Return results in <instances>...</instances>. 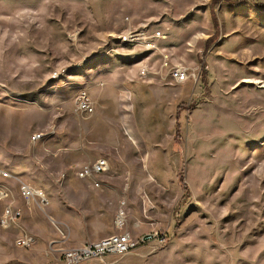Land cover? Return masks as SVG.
<instances>
[{"label":"rangeland","instance_id":"rangeland-1","mask_svg":"<svg viewBox=\"0 0 264 264\" xmlns=\"http://www.w3.org/2000/svg\"><path fill=\"white\" fill-rule=\"evenodd\" d=\"M143 23L188 80L160 50L120 44ZM101 157V187L76 176ZM0 168L21 211L5 227L0 201V264H66L64 250L124 231L133 248L80 264H264V0H0Z\"/></svg>","mask_w":264,"mask_h":264},{"label":"built area","instance_id":"built-area-1","mask_svg":"<svg viewBox=\"0 0 264 264\" xmlns=\"http://www.w3.org/2000/svg\"><path fill=\"white\" fill-rule=\"evenodd\" d=\"M130 22V18H125ZM167 38L163 29L151 30L149 23L139 24V26H128V28L118 36L122 46L128 48H142L144 51H161L164 67L169 68L172 77L176 82H184L189 79V68L186 66H170L171 52L161 50L160 42ZM149 69L143 66L140 71L141 76H146ZM63 75L62 72L56 70L52 74L53 79H58ZM77 110L84 116H90L96 111V102L92 99L87 90H81L77 98ZM42 134H35L33 139H40ZM110 169V164L107 158L101 157L93 162L80 164L75 170L76 176L81 179H90L95 187H101V177ZM11 173L0 168V201L8 202L2 216L1 223L5 227H9L21 216V211L17 209L12 198V188L7 184L6 179L11 177ZM18 189L20 195L30 202H37L41 207L49 204L48 197L44 190L34 187L26 182H19ZM117 212L114 224L117 228H122L124 225L125 212ZM120 215L122 220L120 221ZM52 222L58 227L56 220L51 218ZM59 228V227H58ZM35 238L32 235L25 233L16 239V245L23 248H28L34 244ZM136 245L135 240L127 231L115 233L96 241L84 243L81 246L72 247L64 250L63 261L66 264H80L90 259H99L104 261L109 255L122 254Z\"/></svg>","mask_w":264,"mask_h":264},{"label":"trees","instance_id":"trees-1","mask_svg":"<svg viewBox=\"0 0 264 264\" xmlns=\"http://www.w3.org/2000/svg\"><path fill=\"white\" fill-rule=\"evenodd\" d=\"M227 1H229V2L232 3V4H237V3H239L241 0H227ZM213 20H214V22H215V25H216L217 28H218V21H217V18H216L215 15H213Z\"/></svg>","mask_w":264,"mask_h":264},{"label":"crops","instance_id":"crops-1","mask_svg":"<svg viewBox=\"0 0 264 264\" xmlns=\"http://www.w3.org/2000/svg\"><path fill=\"white\" fill-rule=\"evenodd\" d=\"M134 132H132V134H133ZM116 214H117V212H116ZM62 223H64L65 224V222L62 220ZM103 232H105V229H98L97 230V233L98 234H100V233H103Z\"/></svg>","mask_w":264,"mask_h":264},{"label":"bare ground","instance_id":"bare-ground-1","mask_svg":"<svg viewBox=\"0 0 264 264\" xmlns=\"http://www.w3.org/2000/svg\"><path fill=\"white\" fill-rule=\"evenodd\" d=\"M119 220H120V221L122 220V217H121V215H120V218H119Z\"/></svg>","mask_w":264,"mask_h":264}]
</instances>
